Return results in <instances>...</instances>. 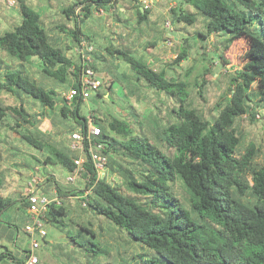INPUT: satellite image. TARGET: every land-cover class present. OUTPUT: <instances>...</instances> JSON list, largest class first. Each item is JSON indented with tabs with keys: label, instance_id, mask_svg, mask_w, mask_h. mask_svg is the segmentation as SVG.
<instances>
[{
	"label": "trees",
	"instance_id": "obj_1",
	"mask_svg": "<svg viewBox=\"0 0 264 264\" xmlns=\"http://www.w3.org/2000/svg\"><path fill=\"white\" fill-rule=\"evenodd\" d=\"M50 1L38 0L34 7L26 0L15 1L20 21L0 33V54L21 63L36 61L39 71L66 91L76 86L80 70L78 58L68 53L81 38L90 40L82 23L96 10L120 3L76 0L54 18ZM180 1L184 7L171 10L177 32L183 30L203 43L211 36L223 42L217 58L228 70L225 102H218L207 117L188 103L187 85L170 76L165 66L151 67L133 51L108 48L110 56L130 66L143 86L165 94L172 105L178 104V110L169 111L170 116L176 114V121L162 124L159 117L153 119L160 130L151 138L115 115L107 120L96 117L102 131L98 140L107 145L109 170L119 182L98 179L86 155L85 189L81 184L70 190L59 188L60 203L49 206L46 220L66 234L73 246L94 253L93 258L110 252L112 246L106 239L122 241L123 246L117 248L120 264H264V144H245L241 129L244 121L254 124L258 110L264 109V0ZM41 7L47 8L45 14ZM138 8L143 22L150 11ZM199 23L203 30L190 31ZM59 36L70 37L71 43L62 46ZM176 52L169 64L174 71L188 58L187 47ZM94 67L99 70L96 64ZM210 73L207 70L201 75L205 82ZM5 90L19 97L24 93L51 110L60 105V116L71 118L75 127L87 120L79 98L73 109L67 107L56 87L40 84L0 57V93ZM30 116L22 104L0 102V122L11 118V130L44 151L43 140L17 130L30 123ZM53 155L63 169H75L74 155L68 149L53 150ZM51 160L49 155L47 162ZM2 187L0 176V191ZM88 189L92 193L86 207L80 203L74 208L66 200L78 197L81 202ZM11 204L0 195V213ZM77 237L83 239L81 245ZM88 263L97 264L94 260Z\"/></svg>",
	"mask_w": 264,
	"mask_h": 264
},
{
	"label": "rangeland",
	"instance_id": "obj_2",
	"mask_svg": "<svg viewBox=\"0 0 264 264\" xmlns=\"http://www.w3.org/2000/svg\"><path fill=\"white\" fill-rule=\"evenodd\" d=\"M37 1L38 0H26V3L34 7L36 6ZM75 1L76 0H51L50 3L52 4V6L50 5V9L54 13L53 17L58 18V15L55 13L59 12L60 14V11L62 12V9L64 7H68ZM174 4L176 5L174 8L176 10L184 7L180 0H175ZM7 5L10 6V8L6 12L7 15L13 17V15L19 14L18 10L14 9L15 4L12 6L7 1ZM46 10L47 9H45L44 7L40 8V12L42 14H45ZM168 12V19L171 20V11L169 10ZM18 17L20 19L19 15ZM164 23L166 24V21H164ZM11 26L12 25L6 24L0 17V33L5 32L9 28H11ZM94 27L95 21L93 19H88L87 21L82 23L83 32L87 36H91L96 33L95 30L97 29H95ZM196 30H203L200 23L198 24V26L191 27L190 29V31L192 32ZM102 31H104V33L106 34H108L109 32L111 33V30L106 27H104ZM167 31L169 33H174V36H177L176 30L170 32L167 29ZM98 38L100 43H104V39L100 31L98 34ZM149 39L150 37L146 38V42H148ZM155 39L156 38L154 37L151 41H155ZM179 39L180 42L176 41V39H173V46H168L166 44L168 40L165 39L166 42L164 40V45L167 49L165 50L166 52L162 54V56L167 58L162 59V61H165L163 64H157L151 57H149L147 61L151 64V67L159 68V66H165L167 70L170 71V76L177 77L180 81L184 82L187 85V89L189 92L188 103H190L194 108L199 109L207 117H209L216 108V104L218 102H225V98L228 97V70L221 65V62L217 58V55L222 52L223 42H221V38L211 36L206 43H203L201 39L196 40L193 39L191 35L187 36L183 30L180 31ZM184 39H189L188 43H186ZM109 42L111 43V41ZM183 47H187L188 58L184 60L180 66H175V68L178 67V70L174 71L170 69V67L172 66L169 64L174 61V58H172V56L177 53L176 51L180 48L182 49ZM144 48L145 47L140 45L136 50L138 57L146 61L148 55L143 53ZM68 54L70 57H75L73 51H69ZM0 57L8 61L10 64L14 65L16 70L26 71L33 79H36V81H38L40 84H43L48 88L56 87L60 93H63L65 91L64 88H58L53 80L46 78V76L39 71L38 63L36 61H33L31 63H21L17 60L11 61L1 54ZM108 66H110V64H108ZM126 67H128V69H126ZM109 69L113 68L109 67ZM120 69L125 73V75H127V77H119L118 79L120 80V82L124 84L129 82L131 80V75L136 79V74L131 71L128 64L121 62ZM206 69L208 71H211V73L206 76L207 82H205V77H201V75L206 73ZM100 70L107 72L106 70L108 69L100 67ZM104 72L102 78L104 83L107 85L110 76L113 73H111L112 70L108 74ZM202 84L205 85L203 89H201V87L199 86ZM103 86L101 87L100 91H102L105 96L101 98L97 94H93L90 97L89 101L82 106L83 115L88 116L89 112L92 111L96 114L97 118H101L103 120H107L110 115H115L128 121L133 126V130L138 131L139 133L147 134L151 138L155 136L156 133H158L160 130L153 119H158L159 117L162 124L169 122L168 120L172 122L176 121L174 120L176 114L172 113L170 116L169 111L171 108H175L178 110V104L172 105L167 96L157 90L149 89L142 84V89H139L134 93L133 98L136 99L138 103L135 109H132L125 101V98L123 96H121L119 93H112L110 90H108V88H105ZM139 88H141V86ZM201 90L202 93H200ZM21 94L22 96L19 97L17 94L13 95V93H10L6 90L2 91L0 93V102L3 105L17 107L22 104V107L25 108L31 115L29 117L30 123H23V127L17 130L20 133L32 134L37 136L39 139L43 140L47 146L44 151H41L27 144L20 138L19 134L14 133L11 130L10 127L13 126V120L11 118H7L5 121L0 122V168L5 167L7 169L9 168V170L12 168L18 171H23L25 170L24 166L26 164L36 163L32 158L33 155L38 156V158L41 160V164H43V162L46 160V157L50 155L52 157V160L48 166L55 169L54 171L49 170L48 173L52 174L55 172L57 174V176L55 177H57L58 182L62 186L68 185L71 187L72 184H69L65 180L66 170L57 164L56 158L53 155V150L60 149L62 147L63 141H66L68 139L69 133H71L70 129L74 126V121L71 118L67 120L63 119L60 116V105L57 106L54 110H51L49 108H45L42 104L35 103L24 93ZM156 106H159L161 110L156 109ZM258 111L259 116L256 117V122L254 124H250L247 121L241 123V129L244 132L245 144L250 142L255 143L257 146L264 144V109H259ZM246 117L247 116L245 115L244 118ZM138 121L141 123L140 125ZM263 158L264 156L262 157V159ZM48 173H41L40 171H37V174H34L33 177L44 179L45 175H47ZM21 178L22 183H25V176L22 175ZM107 179L112 182H119V178L115 174H112L110 170H108ZM85 180L86 179L82 175L78 179L76 184H74L75 186L73 185L72 187H76L79 184H81V186L83 187V184H85L86 182ZM42 186L43 182L39 184V187ZM16 199L17 198H15L13 204L8 207V211L3 215L4 221H7L12 216L15 217L14 219L19 217V211L21 213H24V208L19 202L16 201ZM17 221H19V224L21 223L20 220ZM18 226L22 233L21 224ZM45 228L48 232V238H51L52 240H56V236L58 237L59 235L64 234H61V232L51 224L46 225ZM108 232L111 233L110 231ZM37 239L43 245L42 240L39 237H37ZM76 239L81 245L83 239L81 237H77ZM58 240H63V242H65L69 239L65 234V236L62 235V237H59ZM106 240H108V243L112 246V249H109L110 252L97 253L96 257L94 258L92 257V254L94 253L86 252L82 247L75 246L74 252H70V246H68V248L57 250L55 255L56 257L53 255L51 249L48 250L45 248V245L43 246V248L35 250L34 253L38 256V258H41V260L45 264H56L57 259L58 263L60 262V264H89L88 260H94V262L97 264H120L121 256L119 255V250H117V248L120 245L123 246V242L121 241L120 243H117L113 240ZM107 250L108 248L106 249V251ZM120 252L122 253L123 250L121 249ZM124 262L125 261L123 260V263Z\"/></svg>",
	"mask_w": 264,
	"mask_h": 264
},
{
	"label": "crops",
	"instance_id": "obj_3",
	"mask_svg": "<svg viewBox=\"0 0 264 264\" xmlns=\"http://www.w3.org/2000/svg\"><path fill=\"white\" fill-rule=\"evenodd\" d=\"M151 1L154 3V8L149 10L150 13L146 20L143 22H140V17L138 13V7H140V5L138 3L134 4L133 2H131V0H119L120 5L110 6L106 10V14L104 15H97L95 11L93 16H91L89 20L93 19L95 21L94 28L97 29L95 30L96 33L91 36L86 35L87 37H90L89 41H91L95 46L96 53L95 55H93V57L95 60V64L99 67L98 71L101 73V75H103L104 71H101L100 67H103L104 69H108L109 67L113 68L110 70L108 69L107 72H104L108 74L112 70L111 73L113 74H111L108 84L106 85L104 83L103 87L108 88V90H110L112 93H119L121 96H123L125 98V101L129 104L132 109H135L138 103V101L133 98L134 93L139 89H142L143 83L137 81L132 75L131 80L129 82L125 84L120 82V80L118 79L119 77H127V75H125V73L120 69L122 61L110 56V54L107 52V49L115 48L118 50L123 49L125 51H133L134 56L138 57L136 49L137 47L142 45L143 47H145L143 53L148 55L146 61L149 59V57H151L157 64H163L165 62L162 61L163 58H167L162 56V54L166 52L165 50L167 49L164 45V40H167L170 33L165 28L164 21L169 18L168 8L171 4L175 3V0ZM9 8L10 6L7 5V0H0V17L4 20L6 24L14 25L15 23H18L20 21L18 17L19 14L13 15V17L7 15L6 12ZM44 8L47 9L46 7ZM14 9L17 10L16 7H14ZM78 9L80 8H76L77 14L79 13ZM52 14L54 13L52 12ZM55 14H57L59 17V12ZM104 27L109 28L111 30V33H104V31H102ZM99 31L103 36L104 43H100L99 41ZM171 36L173 37V39H176V41L180 42V32H177V36H174V33H171ZM148 37H150V39L148 42H146V38ZM154 37L156 38L155 41H151ZM58 38V41L62 46L71 43V38L68 36H59ZM109 41H111V43ZM175 57V55L172 56V58ZM108 64H110L109 67H107ZM126 69H128V67H126ZM176 70H178V67H176ZM140 86L141 88H139ZM98 94L100 95L98 96L101 98L105 96L102 91H99ZM73 125V128H75V124ZM70 134L71 133H69L68 139L66 141H63L62 147L60 148L61 150L68 149L71 152ZM32 158L36 163L26 164L24 166L25 170L23 171L21 169V171H18L12 168L10 170L9 168L7 169L5 167L0 168V176L3 180V187L0 191L1 197L7 199L12 203L15 201V198H17L16 201L19 202L24 208V213H21L19 211V217L14 219L15 217L12 216L10 219L7 220L8 222L3 220V215L5 214V212L8 211V208L2 213H0V264H19L25 260L28 253L30 252V238L24 230L26 224L29 223L28 202L26 200L25 194L27 192L28 185L31 179L33 178L34 174H37V171H40L41 173H48L49 170L54 171L55 169L48 166V157H46V160L43 162V164H41V160L38 158V156L33 155ZM68 173L69 172L66 170L65 180ZM22 175L25 176V183H22ZM55 176H57L55 172L52 174L48 173L47 175H45V178L42 179L43 186H38L39 192L41 194H45L50 198H61L59 195V188L62 190H70L73 188V185L71 187L68 185L62 186L58 182L57 177ZM66 200L68 202H71L72 207L74 208L79 207L81 203L78 197H71ZM17 220L21 221L20 224L22 233L18 226L20 225L19 221ZM46 225H49V223H47ZM62 233L63 232H61V234ZM62 235L65 236V234ZM62 235H59L58 237L56 236V240H52L51 238H48L47 232L46 238H40L43 243V245L41 244L40 248H43V246L45 245L46 249H51L54 256L56 255L57 250L68 248V246H70V252H74L75 247L70 242V240H67L65 242H63V240H58L59 237H62ZM3 253L8 255L7 258H2L1 255ZM56 261V264H60V262L58 263V259ZM38 264L45 263L41 260V258H39Z\"/></svg>",
	"mask_w": 264,
	"mask_h": 264
},
{
	"label": "built area",
	"instance_id": "obj_4",
	"mask_svg": "<svg viewBox=\"0 0 264 264\" xmlns=\"http://www.w3.org/2000/svg\"><path fill=\"white\" fill-rule=\"evenodd\" d=\"M10 5H14L16 0H7ZM138 4L142 9H153L154 3L151 0H138ZM113 6V5H112ZM175 4H171L168 8L170 11L175 8ZM80 11V9H78ZM97 15L106 14L105 9L96 10ZM165 27L170 31H174V25L171 20L167 19ZM166 44L173 46L174 41L169 34ZM74 56L79 61V76L77 78L76 86L64 91L63 98L64 104L73 109L75 99L79 98L84 104L87 103L93 94L99 93L101 87L104 85L103 76L95 69V60L93 53L95 52L94 44L86 38H81L79 44L74 49ZM75 70V66L71 71ZM87 120L84 125L77 126L71 131L70 150L74 155L75 169L68 173L66 181L69 184H76L78 179L85 173V156L88 155L97 173L98 179L107 178L109 170V158L106 153L107 145L98 140L101 135V128L96 124V114L92 111L89 112ZM42 179L33 177L28 185L25 194L28 202V217L29 223L25 226V232L30 238V252L24 261L19 264H38L39 258L35 255L34 251L41 247L39 238H46V215L49 206L52 203H60L59 197L50 198L45 194L39 192V184ZM92 193L91 189L86 190L85 194L80 198L81 205L86 207L87 197Z\"/></svg>",
	"mask_w": 264,
	"mask_h": 264
}]
</instances>
